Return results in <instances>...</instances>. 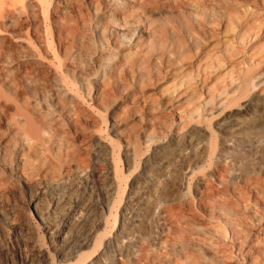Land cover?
I'll return each instance as SVG.
<instances>
[{"label": "bare ground", "instance_id": "bare-ground-1", "mask_svg": "<svg viewBox=\"0 0 264 264\" xmlns=\"http://www.w3.org/2000/svg\"><path fill=\"white\" fill-rule=\"evenodd\" d=\"M85 1L0 0V264H264V0Z\"/></svg>", "mask_w": 264, "mask_h": 264}, {"label": "rangeland", "instance_id": "rangeland-1", "mask_svg": "<svg viewBox=\"0 0 264 264\" xmlns=\"http://www.w3.org/2000/svg\"><path fill=\"white\" fill-rule=\"evenodd\" d=\"M218 1H219V2H218ZM218 1H216V2H218V3H220V2H223V3H224V2H225L224 4L222 3V6L224 5L223 7L227 8V9H230V6H231V5H230V6L228 5L229 7H227V4H228L227 2H230L229 4H232V3H233L232 5H233L234 7L232 6L231 9H233V8L236 9V8H237V10H238V9L240 10V9L242 8L241 4L243 3V2H241L240 5H239V3H238V2H240V1H242V0H237V1H236L237 3L235 2V0H232V2H231V0H225V1H224V0H218ZM243 1H245V0H243ZM91 2H92V0H87V1H85V5H86V6L84 5V8H85V9H84V11H85L84 14H85V16H87L86 19H90V20L93 19V16H95V15L97 14V12H96V14L94 13V11H93V9H92V4H91ZM226 3H227V4H226ZM236 4H237V5H236ZM225 5H226V6H225ZM235 5H236V6H235ZM51 6H52V5H51ZM51 6H50V7H51ZM237 6H238V7H237ZM235 7H236V8H235ZM239 7H241V8H239ZM87 8H88V10H86ZM68 10H70V9H68ZM68 10H66V12H68ZM49 11H50V12H49V15H50V14H51V10H49ZM86 11H87L88 14L86 13ZM211 11H212V12H211ZM213 11H215V9H214V10H212V9L210 10L211 14H210L209 16H211V17H209V18H211L212 20H214V21L216 22V20H217L216 18H218V17H217L216 15H214L215 12H213ZM69 13H70V12H68V14H69ZM213 13H214V14H213ZM47 14H48V13H47ZM69 15H70V14H69ZM88 15H91L92 18H88V17H91V16H88ZM212 15L216 16V18H214V16H212ZM49 17H50V16H49ZM212 17H213L214 19H213ZM26 19H27V18H26ZM26 19H25V20H26ZM215 19H216V20H215ZM90 20H89V21L87 20L86 23H89V24H90V23H91ZM27 21L30 22V23H28ZM31 21H32V22H31ZM217 21H218V20H217ZM47 23H49V26H48V27H49V28H48L49 30L47 29L48 32L50 31V29H51V31L54 32V27H53V24H52V20H51V18L47 20ZM32 24L34 25V20L31 19V18H30V19L28 18V20H26V21L24 22V27H23V30H21V32H24L25 29H26V27H28V26L30 25V26H29L30 28H27V30H29V31H28L29 33H28V32H26V33H21V34L18 33V35H23V34H24V36H25V35H26V36L29 35L30 38H31L32 40H35V38H34V33H35L34 31H35V30H34V28H33V31H32V27H34ZM1 27H2L3 29L5 28L4 26H0V28H1ZM2 28H1V29H2ZM6 28H7V27H6ZM6 28H5V29H6ZM3 29H2V30H3ZM7 29H8V31L11 32V29H10V28H7ZM2 30H0V31H2ZM51 31H50V32H51ZM48 32H47V33H48ZM50 32H49L48 34H50ZM91 32H92V31H91ZM92 33H93V36H94V35H95L94 32H92ZM48 34H47V35H48ZM5 35H6V37H8V40H9L10 43L14 42L15 39L13 38L14 36H13L12 34H10V33H6ZM91 36H92V34H91ZM91 36H90V38H93V36H92V37H91ZM133 36L135 37V34H134ZM48 37H50V35H48ZM51 37H52V36H51ZM95 37H96V36H94V38H95ZM94 38H93V39H94ZM53 39H54L53 42H54L55 44H57L58 41H57L56 35H54V33H53ZM95 41H96V43H97V40H96V39H95ZM126 42H128V40H127ZM35 43H36V45L38 46V49L40 50V48H42V47H41L36 41H35ZM96 43H95V44H96ZM37 46H35L36 49H37ZM92 47H93V46H92ZM112 57H113V56H112ZM112 57H110V58H112ZM114 57H115V56H114ZM114 57H113V58H114ZM113 58H112V59H113ZM112 59H111V61H110L111 63L115 61V60L113 61ZM114 59H116V57H115ZM109 60H110V59H109ZM106 62H107V63H106ZM105 63H106V64L109 63V62L107 61V59H106ZM108 65H109V64H108ZM108 65H107V66H108ZM107 66H106V67H107ZM94 68H96V67H94ZM101 69H102V67L100 68V70H99V69H98V70L95 69L94 71H97V72H98V71H101L100 73H101V75H102L104 72L102 73V70H103V69H102V70H101ZM104 71H106V69H104ZM106 72H107V71H106ZM106 72H105V75L107 74ZM93 73H95V72H93ZM100 73L98 72V75H97V76L94 75V74H92V76H90V77H93V78H91V79H92L93 81H95V78L98 77ZM96 74H97V73H96ZM93 75H94V76H93ZM101 75H100V76H101ZM103 75H104V74H103ZM90 77H89V78H90ZM94 77H95V78H94ZM87 80H88V79H87ZM89 80H90V79H89ZM92 80H91V81H87V82H90V83H91ZM85 82H86V81H85ZM87 82H86V83H87ZM81 84H82V83H81ZM81 84H80V87H79V84H78V83H75V85H77V87H78V88H77V87L75 86V88H77L78 90H79V88H80L79 91H80L81 93L79 92V93H80L79 96L86 97V98H85L86 100H84V98H82V97H81V100L83 99L85 102L87 101V103H85V104H87V106H89V107H90V106H94V107H95V106H96V103L93 101V95H92L93 92L91 93V91L89 90V96H90V97H89V96H88V92H87L88 89H85V88H88V87L90 86V87H91L90 89H92V91H93V88H92L93 85H90V84L88 83L89 85H88V84H87V85H86V84H83V86H82ZM92 84H94V82H92ZM84 85H85V87H84ZM153 87H154V86H153ZM153 87H149L150 89L152 88V91H151V90L148 91L149 88L146 89V90L148 91V93L151 91V94H152L153 96H155V93H154V92H156V86H155L154 88H153ZM146 88H147V87H146ZM82 89H83V90H82ZM86 92H87V93H86ZM82 93H83V94H82ZM153 93H154V94H153ZM90 94H91V95H90ZM84 95H85V96H84ZM88 104H89V105H88ZM100 113L102 114V112H100ZM167 113H168V114H166V115H169V116L171 115L170 112H167ZM166 115H165V116H166ZM97 116H99V118H98V124H99V126H101V128H102V132H103L105 135H108V136L111 137V130L109 129L110 117H109L108 112H103L102 115H97ZM170 117H171V118H170ZM170 117H166V118H168V120H169L168 122H171L170 120H172V115H171ZM169 118H170V119H169ZM99 120H100V121H99ZM102 120H103V121H106V122L103 123ZM101 121H102V122H101ZM100 124H101V125H100ZM102 124H103V125H102ZM102 126H104V127H102ZM103 128H104V129H103ZM120 144H121V142H120ZM121 145H122V144H121ZM239 155H240V154L235 155V158H236L237 156H238V158H239ZM242 155H244V154H242ZM242 155H241V156H242ZM241 156H240V159L242 158V162L244 163V166L248 165L247 163H245V162L243 161V159H244L243 157H244V156H242V157H241ZM190 194H191V197H192L191 200L195 203V202H196V199L192 196V195H193V194H192V191L190 192ZM194 199H195V200H194ZM193 202H192V204H193ZM194 205L197 206L196 203H195ZM196 206H195V207L193 206V207H194L193 209H195L197 212H199L198 214H201L200 209L198 208V206H197V207H196ZM196 208H197V209H196ZM195 210H194V211H195ZM145 229H146V230H145ZM144 231H145L146 233H148V229H147V228H144ZM10 264H11V263H10ZM14 264H19V263H18V262H15Z\"/></svg>", "mask_w": 264, "mask_h": 264}]
</instances>
